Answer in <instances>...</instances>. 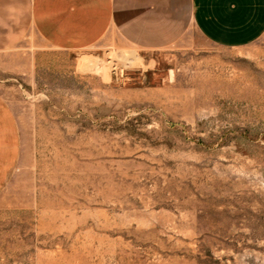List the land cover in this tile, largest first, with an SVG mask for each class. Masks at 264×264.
Instances as JSON below:
<instances>
[{
    "label": "rangeland",
    "instance_id": "374dc122",
    "mask_svg": "<svg viewBox=\"0 0 264 264\" xmlns=\"http://www.w3.org/2000/svg\"><path fill=\"white\" fill-rule=\"evenodd\" d=\"M19 154L0 264H264V33L0 51Z\"/></svg>",
    "mask_w": 264,
    "mask_h": 264
},
{
    "label": "crops",
    "instance_id": "0c3cea01",
    "mask_svg": "<svg viewBox=\"0 0 264 264\" xmlns=\"http://www.w3.org/2000/svg\"><path fill=\"white\" fill-rule=\"evenodd\" d=\"M191 27L218 45H247L264 33V0H0V51L30 33L66 50L110 36L138 49H157ZM17 128L0 97V190L18 159Z\"/></svg>",
    "mask_w": 264,
    "mask_h": 264
}]
</instances>
